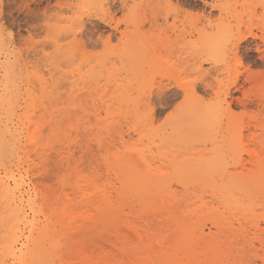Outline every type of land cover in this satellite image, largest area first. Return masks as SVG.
I'll use <instances>...</instances> for the list:
<instances>
[{"label": "rangeland", "instance_id": "rangeland-1", "mask_svg": "<svg viewBox=\"0 0 264 264\" xmlns=\"http://www.w3.org/2000/svg\"><path fill=\"white\" fill-rule=\"evenodd\" d=\"M0 178L57 215L80 210L77 180L126 189L156 264L187 262L200 227L201 264H264V0H0Z\"/></svg>", "mask_w": 264, "mask_h": 264}, {"label": "bare ground", "instance_id": "bare-ground-1", "mask_svg": "<svg viewBox=\"0 0 264 264\" xmlns=\"http://www.w3.org/2000/svg\"><path fill=\"white\" fill-rule=\"evenodd\" d=\"M68 110L66 114L69 115L76 112L75 110ZM61 126L62 130L63 124ZM58 155H62V153L59 152ZM70 160L71 158H68V161ZM76 182H78V185L74 187L84 197L80 200L79 205H77L80 206V210L77 211L78 208L75 209L71 204L72 202H69V206L61 209L60 214L57 215L54 211L50 214L45 212L44 206L46 207L47 199L44 196L40 198L39 211L36 212V206L33 208L31 205L30 189L24 191L23 183L21 184L15 178V186H11L9 182L0 178V216L7 213L12 216L14 221L9 233L0 237V264H12L10 262L11 258L17 259L19 264H129L126 259L130 252L131 242L133 239H136L133 238V235H138L139 239L141 241L145 240L146 243H144L143 251L140 253V263L138 262L139 258H136L130 264H156L158 259L166 255L162 252L163 241L151 235L150 229L144 227L141 230H136L130 223L125 224L128 223V219H125L128 217H123V215H127L126 212L130 209L133 212L134 208L130 205V209L128 208L129 210H127L126 206L131 204L130 200L127 205L119 200L123 201L124 195L129 191L124 188H104L100 190L96 188V190L95 188L83 186L82 180H77ZM64 184L66 185L67 183L64 182ZM71 189L74 190L73 187ZM64 195L66 196L67 194L64 193ZM156 199L161 203L159 197ZM176 203L179 204L181 202H173L174 205ZM54 204L60 206V201L58 200ZM27 207L33 210L36 221L33 223L30 235L26 240H23L19 234V227L22 223L29 222ZM125 209L127 210L126 212ZM176 209H180V205ZM176 212L174 214H177ZM169 214L172 219L171 221L176 225V216H174L173 212H169ZM37 217L39 218L38 220ZM213 224L219 228L217 220H213ZM198 229L200 230L189 239L195 245L194 250L188 249L190 252L187 262L184 264H201L202 262H206L209 260L208 256L210 253H213L215 259L218 257L215 240H211L212 245L209 247L207 243L209 242V238L212 237L206 234L205 230L201 229V227ZM102 230H106L107 232ZM88 233L92 235L97 234V237L92 239H96V241H92L93 243L90 246L86 245L88 242L84 244L78 240L81 237L87 236ZM200 245H204L205 248L200 247ZM213 263L216 264L215 261Z\"/></svg>", "mask_w": 264, "mask_h": 264}]
</instances>
